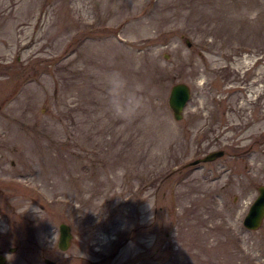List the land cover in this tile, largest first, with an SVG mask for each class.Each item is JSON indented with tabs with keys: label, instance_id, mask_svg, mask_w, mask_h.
I'll list each match as a JSON object with an SVG mask.
<instances>
[{
	"label": "rangeland",
	"instance_id": "rangeland-1",
	"mask_svg": "<svg viewBox=\"0 0 264 264\" xmlns=\"http://www.w3.org/2000/svg\"><path fill=\"white\" fill-rule=\"evenodd\" d=\"M259 185L264 0H0L4 264H264Z\"/></svg>",
	"mask_w": 264,
	"mask_h": 264
},
{
	"label": "water",
	"instance_id": "water-1",
	"mask_svg": "<svg viewBox=\"0 0 264 264\" xmlns=\"http://www.w3.org/2000/svg\"><path fill=\"white\" fill-rule=\"evenodd\" d=\"M185 43L187 46H191L189 39L185 38ZM191 89L183 82L175 83L170 87L169 95L167 99V104L172 111L173 118L175 120H181L183 117V109L187 101L190 98ZM224 154L222 150L209 152L202 159L194 160L196 161H212ZM264 220V185L257 187V196L249 206L247 213L245 214L242 224L247 230H258ZM59 237H58V248L62 251L67 250L70 247L73 234L71 232V227L65 223L61 222L58 226ZM11 251V250H10ZM5 259L0 255V264H4ZM43 262L46 264H55L52 260L44 258Z\"/></svg>",
	"mask_w": 264,
	"mask_h": 264
}]
</instances>
